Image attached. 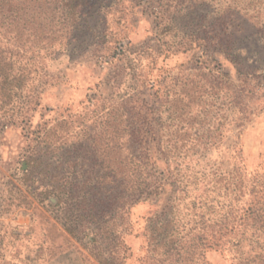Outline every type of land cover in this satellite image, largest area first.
<instances>
[{"label": "rangeland", "instance_id": "1", "mask_svg": "<svg viewBox=\"0 0 264 264\" xmlns=\"http://www.w3.org/2000/svg\"><path fill=\"white\" fill-rule=\"evenodd\" d=\"M68 4L40 0L53 48L31 60L0 35V264H98L91 235L67 227L106 216L111 171L138 165L129 132L142 121L176 138L187 174L264 170V0H84L70 45ZM210 68L233 84H209ZM152 144L142 163L161 193L130 207L123 264L155 263L145 229L172 186ZM205 253L234 264L227 246Z\"/></svg>", "mask_w": 264, "mask_h": 264}, {"label": "trees", "instance_id": "2", "mask_svg": "<svg viewBox=\"0 0 264 264\" xmlns=\"http://www.w3.org/2000/svg\"><path fill=\"white\" fill-rule=\"evenodd\" d=\"M83 2L69 0L67 13L71 20V41L67 45L77 40L73 32L79 28L78 20L86 13ZM43 14L40 0H0V35L17 42L13 46L14 55L29 53L28 60H31L42 51L53 48L54 38L48 40ZM208 71L212 76L217 75L215 79H207L209 84L217 78L221 86L233 84L227 73L211 68ZM242 76L256 77L253 72L239 71V80ZM6 79L3 77V82ZM249 91L242 93L240 88L236 98L249 95ZM148 124L142 121L136 127L130 126L129 156L138 161V165L111 171L113 180L106 216H99L97 212V215H90L93 220L86 223L87 226L81 224L75 230L67 227V231L73 235L87 231L85 235H91L89 243L93 244L98 264H123L129 250L123 237L129 230L130 207L142 197L161 193V184L155 186L150 181L152 168L142 163V153L150 150L155 141L156 149L165 157V171L172 190L165 209L150 219L145 229L149 246L155 251L154 264H197L199 261L212 264L205 252L219 246L228 247L234 264H264V170L250 175L239 163L222 172H206L200 168L187 174L189 170L182 166V162L175 163L176 159L184 158L182 151L175 147L177 151L170 153V141L176 138L163 133L159 124H156L153 137L152 131L146 130V126L151 128ZM203 137L204 134H196L195 139L200 141ZM194 154L199 152L194 151L191 155ZM32 161L36 165L38 160ZM121 171L123 178L134 179L118 182L115 177Z\"/></svg>", "mask_w": 264, "mask_h": 264}]
</instances>
